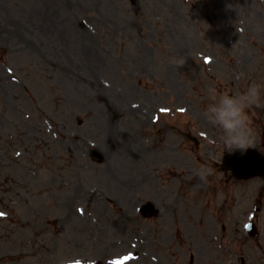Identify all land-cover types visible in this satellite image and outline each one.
I'll return each instance as SVG.
<instances>
[{
  "label": "rangeland",
  "instance_id": "374dc122",
  "mask_svg": "<svg viewBox=\"0 0 264 264\" xmlns=\"http://www.w3.org/2000/svg\"><path fill=\"white\" fill-rule=\"evenodd\" d=\"M253 84L264 153V0H0V264H159L137 234L158 218L124 221L114 175L170 150L157 131L144 144L160 104L193 110L178 123L202 157L235 149L204 113Z\"/></svg>",
  "mask_w": 264,
  "mask_h": 264
},
{
  "label": "flooded vegetation",
  "instance_id": "af4514ba",
  "mask_svg": "<svg viewBox=\"0 0 264 264\" xmlns=\"http://www.w3.org/2000/svg\"><path fill=\"white\" fill-rule=\"evenodd\" d=\"M156 161L154 159V162ZM137 181L135 185H141L145 180L139 178ZM198 185L196 179L182 180L175 195L169 192V201H166L161 190H157L156 196L160 198L161 203H166L162 212L171 214V220L162 216L161 221H170L174 226L178 221L189 222L198 217L208 225L215 224L219 232V264H264V231L260 228L261 221H264V195L256 192L251 206L243 209L244 194L241 186L232 178L220 177L212 189L209 185L204 187L203 201L199 204L194 200L195 188ZM244 217H248L259 227L256 236L251 237L246 231L242 224ZM208 234L209 237L213 235L211 232ZM203 255L208 256L206 251H203ZM203 255L201 254V257L207 258L205 261L209 264L212 256Z\"/></svg>",
  "mask_w": 264,
  "mask_h": 264
},
{
  "label": "clouds",
  "instance_id": "9594fccd",
  "mask_svg": "<svg viewBox=\"0 0 264 264\" xmlns=\"http://www.w3.org/2000/svg\"><path fill=\"white\" fill-rule=\"evenodd\" d=\"M261 88L259 85L249 86L245 92L236 95H223L206 109L204 116L209 124L221 130V141L229 148L246 150L253 143L251 120L246 109L261 106ZM196 176L207 182L211 169L201 167Z\"/></svg>",
  "mask_w": 264,
  "mask_h": 264
},
{
  "label": "water",
  "instance_id": "95a60500",
  "mask_svg": "<svg viewBox=\"0 0 264 264\" xmlns=\"http://www.w3.org/2000/svg\"><path fill=\"white\" fill-rule=\"evenodd\" d=\"M239 159L242 161V165L240 166L241 169L251 171L254 169L258 164L264 165V159L260 158L257 154L253 152H242L240 153ZM259 162V163H258Z\"/></svg>",
  "mask_w": 264,
  "mask_h": 264
}]
</instances>
